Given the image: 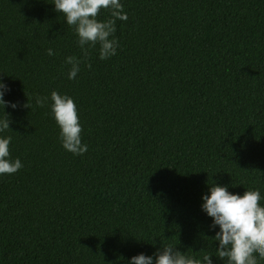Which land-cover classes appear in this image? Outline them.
<instances>
[{
    "label": "trees",
    "instance_id": "1",
    "mask_svg": "<svg viewBox=\"0 0 264 264\" xmlns=\"http://www.w3.org/2000/svg\"><path fill=\"white\" fill-rule=\"evenodd\" d=\"M121 3L116 54L90 47L69 80L75 26L52 0H0V80L17 103L3 135L23 165L0 175V264H127L164 244L225 264L201 194L264 197V0ZM52 90L76 103L83 155L61 147L50 101L35 105Z\"/></svg>",
    "mask_w": 264,
    "mask_h": 264
},
{
    "label": "clouds",
    "instance_id": "2",
    "mask_svg": "<svg viewBox=\"0 0 264 264\" xmlns=\"http://www.w3.org/2000/svg\"><path fill=\"white\" fill-rule=\"evenodd\" d=\"M54 11L64 16V22L75 26L77 46L81 56H65L68 65L67 79L73 80L80 71V64L88 57L89 48L97 47L98 59L106 60L116 54L118 41L114 36L116 20L124 21L127 13L123 11L121 0H52ZM101 9L110 12L111 19L98 20ZM52 56L51 48L46 49ZM10 91L8 85L0 80V175L13 174L23 167L19 158L10 157L11 137L3 135L11 123L5 107L17 108V103L4 99ZM48 104L50 115L59 129L58 139L61 147L73 155H83L87 145L81 141V124L77 106L66 93L52 90L48 96L36 95V106ZM25 107H27L25 105ZM229 185L213 182L208 184L207 193L201 194V211L211 218L209 229L215 230L213 236L217 243L218 258L225 264H260L264 261V197L259 189L244 190L242 194L228 191ZM211 256L205 254L196 258L181 252L172 244L160 245L151 254L137 253L128 258L127 264H212Z\"/></svg>",
    "mask_w": 264,
    "mask_h": 264
}]
</instances>
